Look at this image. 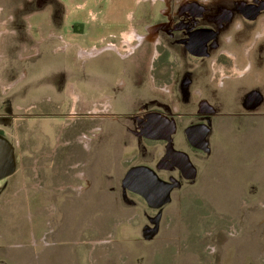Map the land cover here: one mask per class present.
<instances>
[{
	"label": "rangeland",
	"instance_id": "374dc122",
	"mask_svg": "<svg viewBox=\"0 0 264 264\" xmlns=\"http://www.w3.org/2000/svg\"><path fill=\"white\" fill-rule=\"evenodd\" d=\"M98 1V8L112 13L89 18L86 25L84 19L71 22L74 6L82 0H0V109L21 96L13 91L45 85L51 70L70 69L73 78L65 82L76 85L78 94L79 79L74 77L96 71L107 79L105 66L100 67L104 58L74 54L77 38L83 31L95 35V30L110 28L132 0ZM209 1L222 6L232 0ZM52 33L73 47L54 54L46 44L31 60L18 58ZM55 43L57 49L63 46ZM35 71L46 78L39 80ZM34 98L25 95L23 103ZM116 129L109 125L107 135L94 138L90 177L81 196L74 198L75 189L73 197L64 189L49 194L47 189L32 190L28 179L16 190L18 175L5 186L6 180H0L7 192L0 195V264H250L264 258V117L226 118L208 137L210 154L196 158V179L171 192L170 202L157 210V224L147 222L145 214L156 212L137 196H130L135 202L130 206L121 200L120 190L104 187L105 171L121 147ZM176 139L184 142V137Z\"/></svg>",
	"mask_w": 264,
	"mask_h": 264
},
{
	"label": "flooded vegetation",
	"instance_id": "af4514ba",
	"mask_svg": "<svg viewBox=\"0 0 264 264\" xmlns=\"http://www.w3.org/2000/svg\"><path fill=\"white\" fill-rule=\"evenodd\" d=\"M250 2L248 4L245 0H232L230 4L221 6L209 0L208 3L199 0H178L176 5L164 9V12L159 11L157 16L161 23L171 21L172 24L166 29L162 44L158 48L160 53L158 61L156 63L152 61L148 71L147 79L151 89L156 91L155 98L136 102L134 108L129 110L120 108L118 86H115L114 80L108 77V80L102 77L98 79V100L89 110L81 101L78 103L66 98L61 105H54L50 99H39L35 95L34 100H39H33L29 102L30 104L21 103L22 107L11 105L5 107L2 104L0 136L12 145L15 157L14 172L2 179L6 180L4 186L8 184L10 178L18 175L16 190L20 189V183L28 179L30 185L33 184L30 186L32 190L47 189L50 190L47 192L49 194L51 189H64L71 196L73 189L70 186H75L74 198L81 196L86 189L83 183L89 164L83 145L88 138L93 140L96 138L88 137L92 136V132H88L86 124L91 117H95L98 124L95 131L97 137H102L104 132L107 135L109 125L117 127L114 133L119 132V137H122L121 147L107 167L105 171L107 180L103 182L104 187L110 192L120 190L121 200L128 205L135 204L130 196H137L146 204L142 197L123 186L125 175L134 167L150 168L160 179L177 183L178 187L173 190L180 188L183 182L195 180L198 166L192 155L210 154L208 137H211L218 127L224 125L226 118L257 120L262 116L255 108L256 98L249 104H245L243 99L235 103L224 102L226 99L223 100L221 96L224 97V86L230 77L220 76L212 70L206 72L202 66L207 86L214 95L210 101H206L198 89L200 87L197 86L195 77L197 72L195 68H199L204 60L215 58V66H221L224 70L230 66V58L220 50L225 33L228 29L237 28L246 22L245 15L251 17L252 22L259 20L260 15L264 18L263 7L258 11L255 7L256 2ZM253 11L258 12L253 14ZM104 46L108 45L102 47ZM106 47L99 51L97 59L104 58L105 64L100 67L105 66V75H110L113 66L105 59L110 52ZM158 65L160 70H163L160 73ZM82 79L86 77L83 76ZM57 88L66 90L69 87L66 83ZM81 89L84 90V87L81 86ZM47 106L53 108L47 109ZM47 118H53L60 123L50 128V134L55 138L45 137L38 143V137H33L35 131L30 125L32 122ZM191 129L195 131L194 136L192 134L190 137H201V132H205L207 151L189 143L186 137ZM63 132L66 134L65 137H62ZM149 137H168V140ZM176 137H184V142L178 144ZM77 138L78 142H75ZM138 151L141 152L139 158L136 156ZM185 156L189 165L184 159ZM190 165L194 170L193 179L187 178L191 175ZM75 173L78 175L76 179L72 178ZM4 188L0 187L2 197L7 194ZM146 206L149 207L147 204ZM161 208H150L156 213L153 216L145 214L147 222L157 224L161 217L157 210ZM252 261L250 264H263L264 258H254Z\"/></svg>",
	"mask_w": 264,
	"mask_h": 264
},
{
	"label": "crops",
	"instance_id": "0c3cea01",
	"mask_svg": "<svg viewBox=\"0 0 264 264\" xmlns=\"http://www.w3.org/2000/svg\"><path fill=\"white\" fill-rule=\"evenodd\" d=\"M72 1V0H71ZM106 1V0H105ZM202 3H208V0H199ZM246 3L250 4V1H255V7L259 10L263 7L264 10V0H245ZM94 4L93 6L91 4ZM178 3V0H132L131 8H126L125 11L120 13L119 19L116 20L112 26L104 31L95 30V35H92L89 31L82 32L80 37L77 38V49H75L74 54L79 55L81 58H86L87 60H96L99 51L106 48L110 49L107 53L105 59L111 63L113 66L110 75H106L109 79L112 78L115 82V86H118V101L120 108L124 110H129L135 107L136 102L150 101L155 98L156 91L151 89V84L148 82L147 76L148 71L151 68L152 61L156 63L159 59V47L162 44V39L166 33V29L171 26L172 22L161 23L157 13L164 12V9H168L170 6H174ZM100 2L98 0H82L81 3H76L74 6L73 14L75 18H71V22L85 21L86 25L90 19H98V16L108 17V14L112 13L104 8H98ZM97 6V11L95 9ZM100 6V5H99ZM69 7H67L68 9ZM261 9V8H260ZM261 10V11H263ZM66 11V8H65ZM167 11V10H166ZM258 11H253L257 13ZM70 10L65 13L70 17ZM250 14V13H249ZM252 14V13H251ZM35 15V14H33ZM256 15V14H255ZM259 20L252 22L251 17L245 15L246 22H243L237 28H230L225 33L224 38L221 42L220 50L230 58V66L224 70L221 66H215V58L202 61L199 68L196 69V81L198 89L201 90L206 101L213 100L214 95L212 91L207 86L205 76L203 75L201 68L206 72L215 71L220 76H227L231 79L225 84V91L223 96L227 102L235 103L243 99L245 104H249L254 98L257 99V104L255 108L262 114L259 118L264 117V18L262 15ZM66 23V20L64 21ZM82 22V21H80ZM113 22V20H111ZM55 42H60V49H57V44ZM51 45L49 48L50 53L65 52L69 48L73 47L70 42L65 40L55 33L48 34L47 38H42L37 41V47L32 50V53H27L26 55L20 54L18 58L20 60H31L36 54L40 52V46ZM110 44V45H109ZM102 47V48H101ZM176 49V47H174ZM89 50V51H88ZM98 51L92 53L91 51ZM177 50V49H176ZM81 52H85V55H81ZM179 52V51H178ZM192 62V61H191ZM186 63V62H185ZM187 63H189L187 61ZM200 63V62H199ZM55 66V63H53ZM203 64V65H202ZM159 73L160 71V65ZM37 68V67H36ZM50 71V70H49ZM228 74H227V72ZM40 71H35V76L41 80L46 78L45 75L40 77L38 75ZM52 74L47 77L50 80L46 82L45 85L36 86L32 89L23 88L17 91H13L12 95L15 96L11 101V107H22L25 95L39 96L42 91L48 92L47 98L40 96L39 99H50V102H54V105H61L65 102L66 98L72 99L73 102L81 101L85 103V107L89 110L91 105L98 100L99 88L97 86L98 79L104 76H99L98 72L92 71L90 74L84 75L86 79H82L83 75L74 77L75 80L79 79V94L75 91V86L72 83H67L68 89L63 90L57 88L59 86L66 85V80L73 78V72L68 69L52 71ZM54 72V73H53ZM79 74V73H78ZM94 78L95 84L90 86L89 84ZM83 81V82H82ZM84 87V90L81 89ZM9 90V89H7ZM11 89L10 91H12ZM199 90V91H200ZM4 95L3 91H0ZM7 92V91H6ZM81 95V97L79 96ZM11 98V97H10ZM133 98V99H132ZM19 103L21 105H19ZM24 105V104H23ZM53 106H47L49 109ZM248 107V106H247ZM249 108V107H248ZM56 117V115H53ZM53 118H47L45 120H39L31 123V127L34 128L35 134L33 137H38V143L43 141L45 137H53L50 134V128L53 125H59L60 123ZM87 129L88 132H92V136L97 137L95 132L98 128L97 121L95 117H91L88 121ZM66 134H62L65 137ZM15 137H19L15 135ZM78 137V136H75ZM75 142H78V138ZM84 153L86 159L89 162L91 153L94 149V140L88 138L83 145ZM199 155H192V158L196 161ZM77 165V164H74ZM89 171L85 174L84 181L88 182L90 177ZM84 175V174H83ZM74 179L78 178L77 173L73 174ZM74 189L75 186H70Z\"/></svg>",
	"mask_w": 264,
	"mask_h": 264
},
{
	"label": "water",
	"instance_id": "95a60500",
	"mask_svg": "<svg viewBox=\"0 0 264 264\" xmlns=\"http://www.w3.org/2000/svg\"><path fill=\"white\" fill-rule=\"evenodd\" d=\"M195 129L188 131L187 140L189 143L203 151H207V143L205 132H201V137L194 136ZM153 139H165L168 137H149ZM189 165L187 157H184ZM15 169V157L12 145L3 137L0 136V180L10 176ZM190 173L188 179H193L194 170L190 165ZM123 186L134 192L144 199L146 204L153 209H159L168 204L171 200V192L178 187L177 183L164 181L158 177L156 172L147 167H134L130 169L124 177Z\"/></svg>",
	"mask_w": 264,
	"mask_h": 264
}]
</instances>
